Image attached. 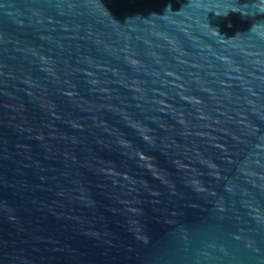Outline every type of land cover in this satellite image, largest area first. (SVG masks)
Returning <instances> with one entry per match:
<instances>
[{"label":"water","instance_id":"1","mask_svg":"<svg viewBox=\"0 0 264 264\" xmlns=\"http://www.w3.org/2000/svg\"><path fill=\"white\" fill-rule=\"evenodd\" d=\"M0 264H264V0H0Z\"/></svg>","mask_w":264,"mask_h":264}]
</instances>
